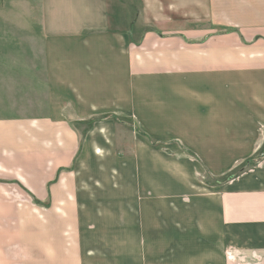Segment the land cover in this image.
I'll return each instance as SVG.
<instances>
[{
	"label": "crops",
	"instance_id": "crops-1",
	"mask_svg": "<svg viewBox=\"0 0 264 264\" xmlns=\"http://www.w3.org/2000/svg\"><path fill=\"white\" fill-rule=\"evenodd\" d=\"M2 15L43 39L45 81L0 73V264H264V153L217 181L264 148V0H8ZM139 75L192 91L185 146L217 148L221 166L193 152L214 181L84 170L75 122L135 105Z\"/></svg>",
	"mask_w": 264,
	"mask_h": 264
},
{
	"label": "rangeland",
	"instance_id": "rangeland-1",
	"mask_svg": "<svg viewBox=\"0 0 264 264\" xmlns=\"http://www.w3.org/2000/svg\"><path fill=\"white\" fill-rule=\"evenodd\" d=\"M4 1L5 6L0 4V10H4H1L3 13L0 12V41L8 46L25 44L26 48L0 51V61L4 64L0 73H20L30 83L31 90L34 88L31 84L34 80L37 89L43 91V39L33 33H15V29L1 18V14L4 15L8 11V0ZM132 19L134 21L135 16H132ZM33 45L35 46L32 47ZM2 58L5 59L1 60ZM34 60H39L37 64L41 65L36 68L31 66ZM144 77H138L135 105L129 104L128 108L121 105L118 113L97 114L75 122V127L83 137L80 153L84 159V170L106 171L107 186L117 185L114 177L130 171L137 174L138 178H146L141 181L150 185L152 181L154 185L160 183L162 177L167 178L166 181L171 187H176L185 180L189 181V178L214 181L206 172L205 164L201 165L190 152L197 153L208 165L221 166L224 163L211 162L218 158L217 148L185 146L186 143L195 141L193 127L194 123L200 120L194 112L201 109L193 105L192 95L188 96L192 91H186L182 83L168 81L167 77L163 78L165 81L155 82H151L150 77ZM29 86H26V90ZM96 123L101 125L93 131L92 127ZM263 153L264 148L260 154L250 158L251 162L238 164L218 180L235 178L244 169L254 165Z\"/></svg>",
	"mask_w": 264,
	"mask_h": 264
},
{
	"label": "trees",
	"instance_id": "trees-1",
	"mask_svg": "<svg viewBox=\"0 0 264 264\" xmlns=\"http://www.w3.org/2000/svg\"><path fill=\"white\" fill-rule=\"evenodd\" d=\"M192 155H193V153L192 152H190ZM252 160H250V159H248L247 160V162H251ZM218 182H220V180H217ZM222 181V180H221Z\"/></svg>",
	"mask_w": 264,
	"mask_h": 264
}]
</instances>
